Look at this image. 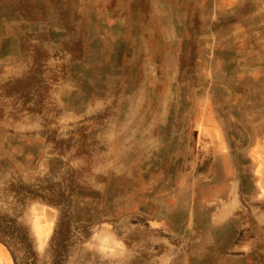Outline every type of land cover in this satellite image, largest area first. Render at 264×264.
<instances>
[{
  "label": "rangeland",
  "instance_id": "obj_1",
  "mask_svg": "<svg viewBox=\"0 0 264 264\" xmlns=\"http://www.w3.org/2000/svg\"><path fill=\"white\" fill-rule=\"evenodd\" d=\"M263 135L264 0H0V211L40 264L60 209L17 193L72 174L66 264H264Z\"/></svg>",
  "mask_w": 264,
  "mask_h": 264
},
{
  "label": "trees",
  "instance_id": "obj_2",
  "mask_svg": "<svg viewBox=\"0 0 264 264\" xmlns=\"http://www.w3.org/2000/svg\"><path fill=\"white\" fill-rule=\"evenodd\" d=\"M85 166H83V169ZM79 189H87L86 182H80L79 177L72 174L65 179V186L59 185H27L17 193L21 199H38L48 205L60 209L57 227L50 245L51 264H66L69 251L73 245V235L69 227L70 209L63 208L67 198L78 194ZM77 193V194H76ZM92 224L81 225L76 229L80 234ZM0 243L11 253L14 264H40V259L34 248V242L28 228L20 222L19 216H10L0 211ZM255 259L253 264H257ZM132 264H135L133 261Z\"/></svg>",
  "mask_w": 264,
  "mask_h": 264
},
{
  "label": "crops",
  "instance_id": "obj_3",
  "mask_svg": "<svg viewBox=\"0 0 264 264\" xmlns=\"http://www.w3.org/2000/svg\"><path fill=\"white\" fill-rule=\"evenodd\" d=\"M247 158H253V160L258 164V169L256 176L259 179V188L264 195V135L254 140L248 149Z\"/></svg>",
  "mask_w": 264,
  "mask_h": 264
},
{
  "label": "bare ground",
  "instance_id": "obj_4",
  "mask_svg": "<svg viewBox=\"0 0 264 264\" xmlns=\"http://www.w3.org/2000/svg\"><path fill=\"white\" fill-rule=\"evenodd\" d=\"M0 251H1V247H0ZM1 253V252H0Z\"/></svg>",
  "mask_w": 264,
  "mask_h": 264
}]
</instances>
